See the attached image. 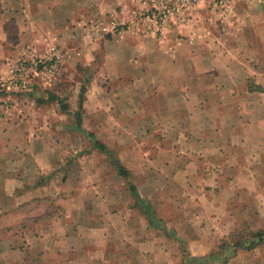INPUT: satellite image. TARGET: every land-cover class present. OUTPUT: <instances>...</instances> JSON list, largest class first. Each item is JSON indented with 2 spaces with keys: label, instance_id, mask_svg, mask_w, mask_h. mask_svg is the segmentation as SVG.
I'll return each instance as SVG.
<instances>
[{
  "label": "crops",
  "instance_id": "0c3cea01",
  "mask_svg": "<svg viewBox=\"0 0 264 264\" xmlns=\"http://www.w3.org/2000/svg\"><path fill=\"white\" fill-rule=\"evenodd\" d=\"M138 4L0 0V77L28 48L65 56L50 87L0 89V264H264V243L211 259L241 220L264 227V0L232 18L200 3L156 35L90 30ZM78 107L129 181L78 156Z\"/></svg>",
  "mask_w": 264,
  "mask_h": 264
},
{
  "label": "built area",
  "instance_id": "2783aa9c",
  "mask_svg": "<svg viewBox=\"0 0 264 264\" xmlns=\"http://www.w3.org/2000/svg\"><path fill=\"white\" fill-rule=\"evenodd\" d=\"M204 4L216 13L232 18L235 15V0H139L131 19L116 17L89 21L95 34H121L129 30L145 35L161 34L172 16L183 18L198 4ZM7 73L0 77V89L7 94L22 93L33 88L35 83L50 87L65 70V56L60 50L39 55L28 48L22 55L7 62Z\"/></svg>",
  "mask_w": 264,
  "mask_h": 264
},
{
  "label": "trees",
  "instance_id": "16d2710c",
  "mask_svg": "<svg viewBox=\"0 0 264 264\" xmlns=\"http://www.w3.org/2000/svg\"><path fill=\"white\" fill-rule=\"evenodd\" d=\"M39 85L38 83H35L33 85L37 86ZM256 88L262 89L264 90V87H262L261 85H255ZM50 90V89H47ZM83 91H84V86H81L80 92H79V106L82 102V95H83ZM48 92V99H55L58 101L60 108L64 111H70L71 109H69V105L68 103L64 102V98L59 96L56 93H53L51 91H47ZM80 108L78 107L77 109H75L73 111L74 116H75V124H76V128L82 132L85 133V135L90 138L92 140V145L97 148L98 150H100L101 152L106 154V157L108 158V161L110 162V164L112 165V167H114L119 174L123 175V177H125L127 179V181H129V170L120 162V160L118 158H116V156L114 155V153L112 152L113 150L111 148H109L107 145H105L99 138L96 137V135L94 134L93 131H89L86 130L82 125H81V113H80ZM130 183V182H129ZM130 188L131 190L134 191V185L130 184ZM147 212L150 214V210L147 208ZM150 216V220L151 222L155 221L153 213L151 212ZM155 224L160 226L159 222L155 221ZM264 243V227L258 228V229H253L251 228L247 223H242L241 227H236L228 236V239H223L220 244L219 247L221 248H225L227 251L224 254L221 255H216L215 257L211 256L212 258H219V260L221 262H225L230 256L231 254H233L235 252V250L237 248H244V249H252L260 244ZM184 260L188 261V260H194V262L196 263H201L204 261V257H199V256H186L184 255Z\"/></svg>",
  "mask_w": 264,
  "mask_h": 264
},
{
  "label": "rangeland",
  "instance_id": "374dc122",
  "mask_svg": "<svg viewBox=\"0 0 264 264\" xmlns=\"http://www.w3.org/2000/svg\"><path fill=\"white\" fill-rule=\"evenodd\" d=\"M237 0H235V2H236ZM234 8H235V4H234ZM249 82H251V83H255V82H253V80H251V81H249ZM84 126V125H83ZM99 127H101V125H99ZM84 128L85 129H88V128H86V126H84ZM88 130H90V129H88ZM93 132L95 131V135L97 136V137H99V138H102L103 136L104 137H106V135L108 134V132L106 131L105 132V134H102V133H100V132H98V131H96V130H92ZM79 134H78V143H79V148H78V151H77V153H78V156H81V154H83L84 152H91L92 151V158L94 159V161H96V165L97 166H100L101 167V165H103L104 163L106 164V165H108V167H109V161L107 160V158L104 156V154H102L101 153V151L100 150H98V149H91L90 150V141L88 140V138L86 137V135H85V133H82V132H78ZM103 135V136H102ZM113 140H115V142H113V143H110L109 145H111V146H113L114 147V150H120L121 149V146H122V144H119L118 142H117V137H113V138H111L109 141H113ZM121 145V146H120ZM81 147V148H80ZM81 158V157H80ZM91 159H90V163H91ZM85 164H83V166H84ZM65 177V176H64ZM79 179H81L80 181L81 182H83L84 183V181H85V177L84 176H82V177H79ZM66 192H64V193H61V195H64ZM57 196H58V194H57ZM153 200H155V197H153L152 198ZM51 200V202L53 201V198L52 199H50ZM49 202V201H48ZM47 202V203H48ZM99 206L101 207V205L99 204ZM242 223H246L245 222V220H241L240 222H239V225H238V227H241L242 226ZM35 251H36V249L35 250H31L30 252L32 253L33 252V254H35ZM178 258V256H175V258L174 259H177ZM179 258H180V256H179ZM179 258L177 259V261L179 260ZM48 261V260H47ZM50 261V260H49ZM52 261H50V263H51ZM29 263L30 264H50L49 262H45V261H42V257L41 256H37V255H34L33 256V258L31 259L30 258V260H29Z\"/></svg>",
  "mask_w": 264,
  "mask_h": 264
}]
</instances>
